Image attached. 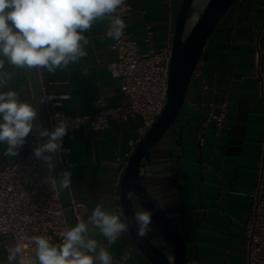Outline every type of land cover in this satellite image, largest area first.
Here are the masks:
<instances>
[{"label": "crops", "instance_id": "obj_1", "mask_svg": "<svg viewBox=\"0 0 264 264\" xmlns=\"http://www.w3.org/2000/svg\"><path fill=\"white\" fill-rule=\"evenodd\" d=\"M126 1L131 4L128 24L135 37L142 38L150 24L155 30L151 45L159 47L174 33L182 0ZM206 2L193 0L192 18ZM263 3L236 0L210 34L197 63L203 79L211 84L206 98L215 101L216 110L226 103L223 133L215 138L212 126L204 129L202 119L208 108L193 103L199 98L200 82L192 78L176 119L141 165L143 185L180 230L194 264H246L249 192L256 179L264 132V106L253 71L254 41ZM109 23L107 18L98 19L84 33L88 40L86 57L55 73L38 70L47 96L70 95L63 99V107L69 112H93L99 108L100 97L108 105L119 101L122 80L109 66L117 58L113 39L105 35ZM6 70L15 77L4 90H15L21 99L34 103L27 71L7 65ZM140 124L139 117L124 122L111 120L103 130L85 124L73 138L64 137L63 144L72 148L70 189L72 198L81 203V220L101 202L108 209L122 208L121 177L137 145L131 140L137 137ZM203 131L207 139L201 148L198 138ZM5 149L6 145L0 144V169L27 153L26 143L15 158L5 156ZM142 208L136 202V210ZM148 237L172 253L170 241L154 220ZM96 239L108 248L117 264H154L134 242L130 230L111 245L99 234ZM5 244L14 245V239L11 234L0 233V264H7ZM123 253H127L125 260Z\"/></svg>", "mask_w": 264, "mask_h": 264}, {"label": "built area", "instance_id": "obj_2", "mask_svg": "<svg viewBox=\"0 0 264 264\" xmlns=\"http://www.w3.org/2000/svg\"><path fill=\"white\" fill-rule=\"evenodd\" d=\"M131 4H126L118 10V15L124 20L126 27L119 41L113 39V47L117 58L109 66L115 76L122 80L119 89V101L108 105L104 98L98 99L99 108L86 114L69 112L63 107V99L70 95H50L53 98L45 100L48 120L51 129L59 119L69 122L67 138H73L75 131L85 124L94 130H103L111 120L124 122L134 117L141 119L137 126V137L131 144H138L146 131L163 113L167 102V87L172 57L173 35L171 33L159 47L151 45L155 30L147 24L142 38L135 37L128 24ZM262 18L254 41V77L259 88V95L264 106V3ZM192 78L199 80V98L194 104L206 105L208 112L202 119L205 128L212 126L213 137H219L225 127L226 103L220 104L216 110L213 99L206 95L211 87L208 80L203 79V72L196 65ZM45 97L46 89L43 86ZM35 124L38 125L36 121ZM207 139L206 131L198 138V144L204 147ZM41 142H44L41 141ZM37 144L35 131L26 140L27 153L22 158L13 159L0 169V233L11 234L14 245L5 244L7 253L16 245L24 250V264H34L35 245L32 238L40 235L51 237V242L62 240V234L67 225L64 208L61 204L59 190L48 183V177L54 176L53 167L37 159L33 149ZM59 161L64 170L73 164L72 148L63 144ZM53 165V164H52ZM251 207L245 222L244 258L246 264H264V132L259 142V159L257 175L249 192ZM73 207L78 221L81 220V203L73 199ZM31 217V222H25L22 217ZM127 253L122 254V259Z\"/></svg>", "mask_w": 264, "mask_h": 264}, {"label": "clouds", "instance_id": "obj_3", "mask_svg": "<svg viewBox=\"0 0 264 264\" xmlns=\"http://www.w3.org/2000/svg\"><path fill=\"white\" fill-rule=\"evenodd\" d=\"M125 4L126 0H0V144L6 145L5 156L15 158L35 131L33 154L51 169L54 155L58 158L62 151H68L63 149V142L71 127L65 119H59L52 129L35 124L38 113L32 100L21 99L15 90H4L15 77L6 65L48 73L66 68L87 56L84 33L98 19L109 20L105 35L119 41L126 24L118 10ZM45 137L46 141L41 142ZM48 183L68 190L72 172L62 171L58 180L50 176ZM127 198H133L132 191ZM22 219L31 222L27 215ZM132 224L137 238L145 239L152 231V209L135 210L129 218L122 208L108 209L98 203L86 220L65 226L60 243H52L51 237L45 235L33 237L34 264H117L96 236H103L111 245L129 232ZM23 257L24 250L18 244L9 251L7 264H24Z\"/></svg>", "mask_w": 264, "mask_h": 264}, {"label": "water", "instance_id": "obj_4", "mask_svg": "<svg viewBox=\"0 0 264 264\" xmlns=\"http://www.w3.org/2000/svg\"><path fill=\"white\" fill-rule=\"evenodd\" d=\"M235 1L207 0L205 6L195 18L191 17L193 0L181 1L173 35L166 106L163 113L139 140L128 159L125 171L121 177V204L126 215L129 218L132 217L133 212L136 210V202H139L143 208L152 209L153 220L159 225L172 245V253H169L148 236L145 239H138L135 225L132 224L130 232L134 242L154 264L194 263L187 251L180 230L143 185L140 177L141 165L144 159H149L156 143L176 119L186 99L193 71L205 44L212 31ZM27 73L34 106L37 108L38 125L51 129L39 71L33 69L27 71ZM46 139L45 137L44 141ZM52 164L54 176L58 180L59 174L64 171L59 157L57 158L54 155ZM129 191L133 192L132 199L127 198ZM59 194L67 225H75L78 219L73 207L71 189L59 190Z\"/></svg>", "mask_w": 264, "mask_h": 264}, {"label": "rangeland", "instance_id": "obj_5", "mask_svg": "<svg viewBox=\"0 0 264 264\" xmlns=\"http://www.w3.org/2000/svg\"><path fill=\"white\" fill-rule=\"evenodd\" d=\"M168 252V251H167ZM169 253H171V252H169Z\"/></svg>", "mask_w": 264, "mask_h": 264}]
</instances>
